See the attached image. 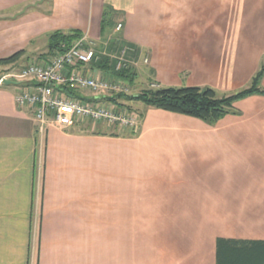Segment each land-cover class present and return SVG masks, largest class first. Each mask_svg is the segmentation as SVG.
<instances>
[{
	"label": "crops",
	"instance_id": "1",
	"mask_svg": "<svg viewBox=\"0 0 264 264\" xmlns=\"http://www.w3.org/2000/svg\"><path fill=\"white\" fill-rule=\"evenodd\" d=\"M74 31L136 49L157 88L230 95L264 65V0H0V59ZM28 86L0 87V264H219L221 247L264 244V95L211 125L145 106L133 130L40 134L15 104Z\"/></svg>",
	"mask_w": 264,
	"mask_h": 264
},
{
	"label": "built area",
	"instance_id": "2",
	"mask_svg": "<svg viewBox=\"0 0 264 264\" xmlns=\"http://www.w3.org/2000/svg\"><path fill=\"white\" fill-rule=\"evenodd\" d=\"M120 29L121 24H118L116 30ZM91 44L87 36L82 35L69 48L46 55L39 63L0 73V87L6 82L29 84L14 100L18 107L30 109L38 133L43 134L48 126L66 129L80 122H90L93 129L102 122L120 128L136 127L138 116L128 109L116 112L111 102L92 105L77 98V93L84 92L93 96L126 92L124 88L118 89V84L112 85L91 75L87 66L100 59ZM132 51L128 47L121 49L116 69L127 68L126 56ZM143 62H148L146 57Z\"/></svg>",
	"mask_w": 264,
	"mask_h": 264
},
{
	"label": "trees",
	"instance_id": "3",
	"mask_svg": "<svg viewBox=\"0 0 264 264\" xmlns=\"http://www.w3.org/2000/svg\"><path fill=\"white\" fill-rule=\"evenodd\" d=\"M108 19L103 17L101 28H106ZM78 31L62 33L54 32L49 35L45 55H51L57 51H63L69 48L76 40L82 37ZM123 45V46H122ZM117 48L127 47L124 43L116 45ZM129 48V47H128ZM58 49V50H57ZM131 49V48H130ZM133 58L136 57L137 50L132 48ZM25 54L24 50L13 55L0 59V66H11L17 63ZM117 60L108 57H101L100 61L93 63V66L102 70H110L117 77L132 83L135 79V72L131 67L115 71ZM264 74V65L252 77L247 88L239 90L230 95L218 96L211 88L200 87H168V88H147L141 91L137 96H128L124 93H118L107 98L105 101L111 102L120 110L127 100H135L143 103L145 106L163 110L170 113L180 114L199 119L207 124H214L219 119L229 113H234L233 105L235 102L251 95H264L259 84ZM70 94L75 95L73 92ZM219 264H264V244L253 250L236 249L233 246L221 247L219 250Z\"/></svg>",
	"mask_w": 264,
	"mask_h": 264
},
{
	"label": "rangeland",
	"instance_id": "4",
	"mask_svg": "<svg viewBox=\"0 0 264 264\" xmlns=\"http://www.w3.org/2000/svg\"><path fill=\"white\" fill-rule=\"evenodd\" d=\"M107 31H108L109 36H110V34L115 35V32L112 30V28H109ZM89 41L92 43L91 46L95 50V52L99 55V58L108 57L110 59L117 60V61L120 58L121 49L123 47L121 49H119L117 47H114L115 46L114 44H113V47H110V44L113 43L114 41H116L115 42L116 45H120L121 41L119 39H117V40H115V39H110V40L109 39H100V40L89 39ZM43 52H45V53H43ZM40 53H43V55H45L46 50H40V51L36 52V54H40ZM40 55H42V54H40ZM39 56L38 57L37 56H30L28 58L22 57L17 63L14 64L15 67H13V68L16 70H19L23 66H25L29 63H33V64H35L36 62L39 63L41 61V58H39ZM99 61H100V59H99ZM126 61H127L126 62L127 68L131 67L136 74L135 79L132 83H129V82L123 80L122 78L117 77L110 70L106 71V70H102V69L91 68L92 69L91 71L97 70L96 74H93V72H91V75H93L94 77H98L101 80L108 82L109 84L120 85L119 86L120 88H118V89H121V88L126 89V92L124 94H127L128 96H137L141 91H143L147 88H152V89L157 88L155 86V84H150L152 82V75L148 71V68L145 66V65H147V63H144L143 61H142V63H141V61L136 62L135 58H133V55H131V54L126 56ZM116 66H117V62H116ZM127 68L116 69V67H115V71H119L121 69H127ZM18 86L19 85H11L10 87L17 88ZM106 93L107 94H105V96L102 95L103 98H101L100 101L97 103L98 105H104L106 102L102 103V101H105L106 98L111 97L113 94H115L112 92H106ZM102 99H104V100H102ZM120 102L124 103V106L121 107L120 110H117L116 106L113 104L115 109H116L115 110L116 112H123L124 110L128 109L129 111L133 112L137 116L143 115L142 108H145V105L143 103L135 101V100H127L126 102H124V101H120ZM112 126H114V125H112ZM103 127L106 128V125H103ZM133 129H131V130H133ZM135 211L136 212L133 214V216H141L142 217L141 213L144 210L135 209ZM133 228L137 232L144 234V233H146V229L149 228V226L141 224V225H134Z\"/></svg>",
	"mask_w": 264,
	"mask_h": 264
},
{
	"label": "water",
	"instance_id": "5",
	"mask_svg": "<svg viewBox=\"0 0 264 264\" xmlns=\"http://www.w3.org/2000/svg\"><path fill=\"white\" fill-rule=\"evenodd\" d=\"M9 82H6L5 84H8Z\"/></svg>",
	"mask_w": 264,
	"mask_h": 264
},
{
	"label": "bare ground",
	"instance_id": "6",
	"mask_svg": "<svg viewBox=\"0 0 264 264\" xmlns=\"http://www.w3.org/2000/svg\"><path fill=\"white\" fill-rule=\"evenodd\" d=\"M58 50V49H57Z\"/></svg>",
	"mask_w": 264,
	"mask_h": 264
}]
</instances>
